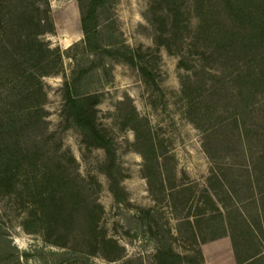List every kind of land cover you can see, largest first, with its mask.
Wrapping results in <instances>:
<instances>
[{"label":"trees","instance_id":"trees-1","mask_svg":"<svg viewBox=\"0 0 264 264\" xmlns=\"http://www.w3.org/2000/svg\"><path fill=\"white\" fill-rule=\"evenodd\" d=\"M108 1H79L84 51L71 54L81 43L61 49L52 47L45 38L55 32L50 0H0V189H12L20 174L34 171L36 185L44 187L38 191L42 197L41 210L25 220L24 228L28 232L45 231L48 241L59 247L67 246L60 226L64 229L68 224L59 225L56 218H72L82 202L78 200L81 191L77 189L76 177L62 175L55 171L57 168L47 166L45 78L63 74L64 127L78 128L87 145L104 149L110 189L117 199L121 184L113 173L117 167L116 150L97 120L101 97L89 91L93 77L100 69H107L105 59H120L137 67L157 87L155 75L144 62L141 50L117 42L110 34L103 38L100 10ZM221 4L223 7L217 13L211 8L203 12L189 44L197 49L199 63L191 66V60L184 54L179 62L190 71L182 80L186 116L201 131L203 148L215 161L209 189H205L213 212L210 216L199 212L194 222L187 218L186 223L195 240L204 220L212 229V240L229 236L237 264H264V0H224ZM179 22L177 16L171 19L173 29ZM188 27L184 23L183 28ZM178 36L184 44V34ZM166 37L170 40L172 34ZM167 47L171 50L170 44ZM66 57L75 62L69 77L64 72ZM208 60L213 66L204 63ZM132 117L137 123L141 120L136 111ZM133 129L138 140L146 141V148L141 150L146 169L154 171L163 190L165 184L155 156V143L145 133L141 135L144 130L138 124ZM222 151L233 160L218 162ZM45 158L47 162L42 166L41 160ZM67 162L71 166L77 163L72 155ZM61 168L69 167L61 165ZM146 177L153 190L151 176L147 173ZM216 184L227 188L226 202L221 206L209 192L217 189ZM91 204L87 201L83 207L87 210L90 240L97 243L96 210L101 205L96 200L94 207ZM151 212V209L145 210V216ZM161 231L163 237L156 254L158 264H183L186 256L175 252L171 231ZM52 232L59 234L56 240L49 239ZM200 238L203 242L207 240ZM102 242L115 243L105 238ZM11 252L0 238V264L10 263ZM95 253L93 250L87 255ZM67 254L53 260L44 256L41 259L43 264H72L74 258ZM23 256L29 259L31 254L24 252ZM15 264H21L19 256ZM83 264H88V256L84 255Z\"/></svg>","mask_w":264,"mask_h":264},{"label":"rangeland","instance_id":"rangeland-1","mask_svg":"<svg viewBox=\"0 0 264 264\" xmlns=\"http://www.w3.org/2000/svg\"><path fill=\"white\" fill-rule=\"evenodd\" d=\"M79 1L86 3L87 0H50L55 32L45 38L52 47L61 49L81 43L71 54L84 51ZM223 1L109 0L100 10L103 38L110 34L117 42L141 50L157 82L156 87L137 67L125 61L105 59L107 69L99 70L89 89L90 93L100 94L97 120L116 150L117 167L113 173L121 184L119 199L110 189L104 149L87 145L78 128L64 127L63 74L46 77L48 131L44 136L47 139L44 150L49 156L47 166L57 168L55 171L62 175L76 177L82 207L72 218H56L57 224H68L64 229L60 226L67 246L59 247L48 241L45 231L28 232L24 228L25 220L41 210L42 197L38 191L44 187L36 185L34 171L20 174L12 189H0V238L12 250L9 264H15L18 256L21 264H43L42 256L53 260L65 252L74 258L72 264H83L84 255L88 256V264H158L156 254L163 237L161 229L171 231L175 252L186 256L183 264H237L229 236L212 240V229L204 220L195 240L186 223L187 218L194 222L199 212L206 216L213 212L205 189H209L215 161L203 148L201 131L186 116L182 80L190 71L179 62L184 54L191 60V66L199 63L197 49L189 44L196 35L203 12L211 8L217 13ZM175 16L180 22L173 29L171 19ZM184 23L188 29L183 28ZM182 33L184 44L178 36ZM171 34L172 38L167 40L166 36ZM204 63L213 66L210 60ZM74 65L73 58L64 59L67 77ZM135 111L141 118L138 123L132 117ZM136 124L144 130L141 135L145 133L155 143V156L165 184L163 190L154 171L146 169L141 153L146 141L137 139L133 129ZM219 154L218 162L233 160L224 151ZM69 155L76 159L73 166L67 162ZM45 161L46 158L40 164L45 165ZM61 165L69 168L62 169ZM147 173L151 176L153 190L149 187ZM232 177L233 174L228 180ZM212 183L215 184V179ZM216 186L217 189L209 192L221 206L226 202L227 188ZM95 200L101 205L96 210L97 243L90 240L87 210L83 207L87 201L94 207ZM150 209L151 215L145 216V210ZM58 236L52 232L49 239L56 240ZM200 236L206 238V242L201 241ZM104 238L113 239L115 243L104 244ZM93 250L94 255H87ZM24 252L31 257L26 259Z\"/></svg>","mask_w":264,"mask_h":264}]
</instances>
